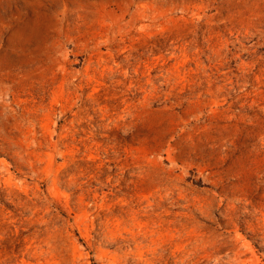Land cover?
Here are the masks:
<instances>
[{"label":"rangeland","instance_id":"rangeland-1","mask_svg":"<svg viewBox=\"0 0 264 264\" xmlns=\"http://www.w3.org/2000/svg\"><path fill=\"white\" fill-rule=\"evenodd\" d=\"M0 264H264V0H0Z\"/></svg>","mask_w":264,"mask_h":264}]
</instances>
